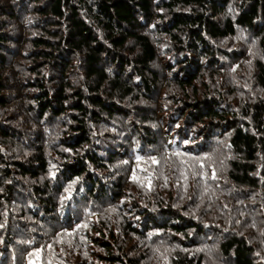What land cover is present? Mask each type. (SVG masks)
Masks as SVG:
<instances>
[{"label":"trees","instance_id":"trees-1","mask_svg":"<svg viewBox=\"0 0 264 264\" xmlns=\"http://www.w3.org/2000/svg\"><path fill=\"white\" fill-rule=\"evenodd\" d=\"M0 264H264V0H0Z\"/></svg>","mask_w":264,"mask_h":264}]
</instances>
